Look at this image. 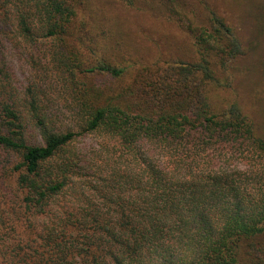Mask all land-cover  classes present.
Segmentation results:
<instances>
[{
  "label": "trees",
  "instance_id": "1",
  "mask_svg": "<svg viewBox=\"0 0 264 264\" xmlns=\"http://www.w3.org/2000/svg\"><path fill=\"white\" fill-rule=\"evenodd\" d=\"M87 6L0 0V264H264V134L215 101L235 28L208 7L194 60L132 71Z\"/></svg>",
  "mask_w": 264,
  "mask_h": 264
},
{
  "label": "rangeland",
  "instance_id": "2",
  "mask_svg": "<svg viewBox=\"0 0 264 264\" xmlns=\"http://www.w3.org/2000/svg\"><path fill=\"white\" fill-rule=\"evenodd\" d=\"M181 2L180 12L172 19L158 11L129 8L121 0H87L85 13L91 31L103 40L102 44H106V49L119 61L131 64L133 71L151 65L157 59L161 62L179 58L194 60L197 54L194 39L187 30L191 27L198 31L200 25H206L207 8L211 7L235 28L247 50L245 55L230 62L231 85L216 89L215 101L221 106L237 98L264 134V0ZM20 72V80L27 82V69L24 68V72L20 69ZM221 77L224 78L225 74ZM97 140L99 138L94 135L85 139L87 143ZM243 161L239 166H244ZM245 264L256 263L254 260Z\"/></svg>",
  "mask_w": 264,
  "mask_h": 264
}]
</instances>
